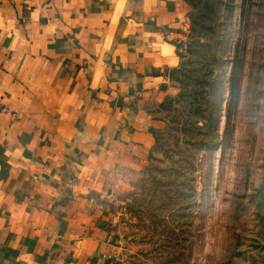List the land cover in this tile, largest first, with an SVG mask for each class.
<instances>
[{
	"label": "crops",
	"instance_id": "1",
	"mask_svg": "<svg viewBox=\"0 0 264 264\" xmlns=\"http://www.w3.org/2000/svg\"><path fill=\"white\" fill-rule=\"evenodd\" d=\"M191 9L0 0V264H130L118 204L179 94Z\"/></svg>",
	"mask_w": 264,
	"mask_h": 264
},
{
	"label": "rangeland",
	"instance_id": "2",
	"mask_svg": "<svg viewBox=\"0 0 264 264\" xmlns=\"http://www.w3.org/2000/svg\"><path fill=\"white\" fill-rule=\"evenodd\" d=\"M188 1L179 94L118 204L124 253L130 264H264V0Z\"/></svg>",
	"mask_w": 264,
	"mask_h": 264
}]
</instances>
